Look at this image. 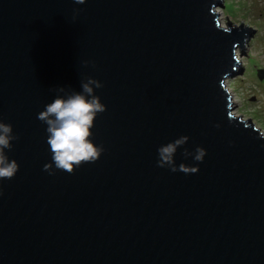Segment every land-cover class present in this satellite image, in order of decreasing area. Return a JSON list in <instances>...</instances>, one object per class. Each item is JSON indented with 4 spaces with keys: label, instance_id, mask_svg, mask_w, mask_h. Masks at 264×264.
Here are the masks:
<instances>
[{
    "label": "water",
    "instance_id": "95a60500",
    "mask_svg": "<svg viewBox=\"0 0 264 264\" xmlns=\"http://www.w3.org/2000/svg\"><path fill=\"white\" fill-rule=\"evenodd\" d=\"M216 5L0 0V119L19 137L5 150L19 170L0 180V264H264V133L225 89L252 31L222 28ZM87 76L103 84L90 131L104 151L50 174L38 113ZM181 136L175 163L196 173L157 166ZM197 147L203 162L184 157Z\"/></svg>",
    "mask_w": 264,
    "mask_h": 264
},
{
    "label": "clouds",
    "instance_id": "9594fccd",
    "mask_svg": "<svg viewBox=\"0 0 264 264\" xmlns=\"http://www.w3.org/2000/svg\"><path fill=\"white\" fill-rule=\"evenodd\" d=\"M74 3L84 4L86 0H74ZM79 11L74 10L75 14ZM88 64V61L84 62L85 66ZM102 87L103 84L99 80L87 76L81 80V91H68L64 86L51 89L57 93L56 97L51 103L46 104L44 110L37 116L47 126V144L52 154V162L44 166L45 171L54 174L52 171L54 165L55 169L72 174L82 163H94L100 158L104 148L93 143V133L90 129L95 126L96 117L106 111V105L95 94V89ZM18 139L19 137L13 133L12 125L0 119V180L14 178L19 170L18 163L14 159L10 160L5 151L11 150L12 141ZM188 139L187 136H181L173 142L161 145L157 149V166L167 167L172 172L182 171L186 174L198 172V166L183 163L177 166L174 160L177 149L185 145ZM183 155L185 158L192 156L195 161L203 162L206 150L197 147L193 154L185 149Z\"/></svg>",
    "mask_w": 264,
    "mask_h": 264
},
{
    "label": "rangeland",
    "instance_id": "374dc122",
    "mask_svg": "<svg viewBox=\"0 0 264 264\" xmlns=\"http://www.w3.org/2000/svg\"><path fill=\"white\" fill-rule=\"evenodd\" d=\"M214 11L222 28L227 29L225 17L231 26H247L252 33L243 40V53L239 47L235 60L240 73L225 80L233 115L250 119L264 133V0H220ZM246 23V24H245ZM240 55V56H239Z\"/></svg>",
    "mask_w": 264,
    "mask_h": 264
},
{
    "label": "bare ground",
    "instance_id": "6f19581e",
    "mask_svg": "<svg viewBox=\"0 0 264 264\" xmlns=\"http://www.w3.org/2000/svg\"><path fill=\"white\" fill-rule=\"evenodd\" d=\"M217 17H218V15H217ZM226 89V88H225ZM227 90V89H226ZM228 92V91H227ZM228 94H229V92H228ZM231 103H233V101L231 102Z\"/></svg>",
    "mask_w": 264,
    "mask_h": 264
}]
</instances>
